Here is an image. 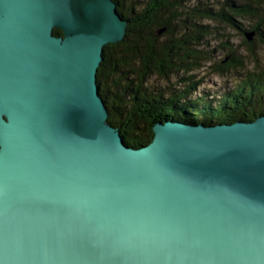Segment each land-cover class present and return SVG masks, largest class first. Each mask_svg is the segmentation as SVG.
<instances>
[{
	"label": "water",
	"instance_id": "obj_1",
	"mask_svg": "<svg viewBox=\"0 0 264 264\" xmlns=\"http://www.w3.org/2000/svg\"><path fill=\"white\" fill-rule=\"evenodd\" d=\"M127 26L113 0H0V264H264V114L127 145L96 82Z\"/></svg>",
	"mask_w": 264,
	"mask_h": 264
},
{
	"label": "trees",
	"instance_id": "obj_2",
	"mask_svg": "<svg viewBox=\"0 0 264 264\" xmlns=\"http://www.w3.org/2000/svg\"><path fill=\"white\" fill-rule=\"evenodd\" d=\"M113 1L128 26L122 41L104 45L96 82L107 121L127 145L149 143L158 122L232 123L264 114L262 68L247 70L240 80L233 79V86L213 95L198 91L200 80L193 75L179 74L208 63L213 56L202 44L231 29L242 41L235 47L228 37L222 39L225 60L214 71L240 75L255 54V43H264V0ZM53 34L62 32L54 28ZM173 74L174 85L151 83L152 78L169 81Z\"/></svg>",
	"mask_w": 264,
	"mask_h": 264
},
{
	"label": "rangeland",
	"instance_id": "obj_3",
	"mask_svg": "<svg viewBox=\"0 0 264 264\" xmlns=\"http://www.w3.org/2000/svg\"><path fill=\"white\" fill-rule=\"evenodd\" d=\"M244 22V21H243ZM206 23H209L206 21ZM209 24H213L210 22ZM245 26H247V23H244ZM220 30V29H219ZM222 30V29H221ZM225 35L223 37H217L213 38V40L208 41V44H202L203 47L209 51V54H211L213 57L212 59L208 62L205 63L201 69L195 70V71H189L187 73L180 72L179 74L181 75H193L191 79L193 80H200V84L198 86V91L202 92H210L212 95L213 93H218L221 90H225L227 87L233 86L232 84L233 79L240 80L241 75L244 74L247 70H259V69H264V43H255L254 51L255 54L253 58H248L249 60L246 61V64L244 65L246 69L241 70L240 75H235L236 73H233V75H230L228 71H224L222 73H218V71H214L215 67L218 66L220 63V60L224 59L225 60V50H222L220 48V44H222V39L224 38H229V41L232 44L229 45H236L241 43L242 37L241 35L237 34L231 29H227L224 31ZM217 35L213 36L216 37ZM263 44V45H261ZM232 47V46H231ZM238 53H241L244 55L243 49L238 50ZM210 63V64H209ZM177 76L173 74L169 81H164L161 80L160 78H152L151 83L157 86H164L166 83L170 84L169 82L171 81V85H174L176 82ZM233 82V83H232Z\"/></svg>",
	"mask_w": 264,
	"mask_h": 264
}]
</instances>
